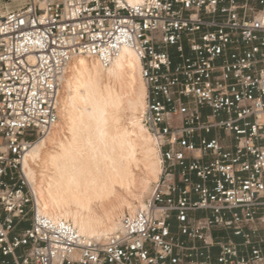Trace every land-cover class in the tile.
I'll return each mask as SVG.
<instances>
[{
  "label": "built area",
  "instance_id": "built-area-1",
  "mask_svg": "<svg viewBox=\"0 0 264 264\" xmlns=\"http://www.w3.org/2000/svg\"><path fill=\"white\" fill-rule=\"evenodd\" d=\"M134 49L162 171L100 239L40 212L25 164L80 55ZM0 264H264V0H24L0 13Z\"/></svg>",
  "mask_w": 264,
  "mask_h": 264
},
{
  "label": "bare ground",
  "instance_id": "bare-ground-1",
  "mask_svg": "<svg viewBox=\"0 0 264 264\" xmlns=\"http://www.w3.org/2000/svg\"><path fill=\"white\" fill-rule=\"evenodd\" d=\"M146 94L139 57L130 47L107 67L85 55L72 60L59 120L25 160L40 212L100 239L119 229L126 209L134 214L146 208L143 194L162 171L157 142L141 119Z\"/></svg>",
  "mask_w": 264,
  "mask_h": 264
},
{
  "label": "rangeland",
  "instance_id": "rangeland-1",
  "mask_svg": "<svg viewBox=\"0 0 264 264\" xmlns=\"http://www.w3.org/2000/svg\"><path fill=\"white\" fill-rule=\"evenodd\" d=\"M23 1L24 0H0V13H5L7 11L16 9L17 7H19L22 4ZM154 183L150 182L151 188L149 189V192L143 194V201L144 202L147 201L149 196L152 194ZM35 190H36V185H35ZM135 204H137V202H135ZM138 208H140V207L137 205V209ZM124 212H125V214L129 213L127 209ZM121 218H122V216L118 220L119 223H120Z\"/></svg>",
  "mask_w": 264,
  "mask_h": 264
}]
</instances>
